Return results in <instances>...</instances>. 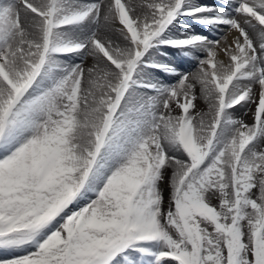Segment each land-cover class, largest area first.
<instances>
[{"label": "snow or ice", "instance_id": "6c2138e0", "mask_svg": "<svg viewBox=\"0 0 264 264\" xmlns=\"http://www.w3.org/2000/svg\"><path fill=\"white\" fill-rule=\"evenodd\" d=\"M260 144L264 0H0V264H264Z\"/></svg>", "mask_w": 264, "mask_h": 264}, {"label": "bare ground", "instance_id": "6f19581e", "mask_svg": "<svg viewBox=\"0 0 264 264\" xmlns=\"http://www.w3.org/2000/svg\"><path fill=\"white\" fill-rule=\"evenodd\" d=\"M122 2L129 4V3H138L139 0H122ZM203 2L208 3V4H216V5H222L223 4V0H203ZM183 22H187L189 24H193L192 21L185 19ZM224 30V29H223ZM223 30L221 33L219 34H223ZM196 31L200 32L202 34H207V29L204 28L203 26H198L196 27ZM224 32H227V30H224ZM218 33H211L210 34V38L211 36H218ZM100 35L102 37H106L109 39H113L115 42H119L118 38L116 35H114L112 32H101ZM229 35H231V33H229ZM169 59H172V57H169ZM92 63V60L89 59L86 61V63ZM181 71H195V64H188V63H184L183 67L181 68ZM163 78V77H162ZM171 82H175L174 80H172ZM197 107L198 109H200L201 111H207V105L204 103L203 100H198L197 101ZM245 113V109L240 108L239 106H236L235 111L233 113V118H237V119H243L245 123L251 124L253 123V119L251 114L249 113L248 115H244ZM258 150H264V144H260L258 145ZM166 196H167V192L165 194V208H166ZM166 263V262H165Z\"/></svg>", "mask_w": 264, "mask_h": 264}, {"label": "rangeland", "instance_id": "374dc122", "mask_svg": "<svg viewBox=\"0 0 264 264\" xmlns=\"http://www.w3.org/2000/svg\"><path fill=\"white\" fill-rule=\"evenodd\" d=\"M223 29H224V30H227L226 27H224ZM224 30H223V33H224ZM87 64H88V65H91V63H89V62H87ZM212 202H213V204H216V203H217L216 200H213ZM166 203H167V196H166ZM166 207H167V205H166ZM165 262H166L165 264H174V262L171 261L170 259H166Z\"/></svg>", "mask_w": 264, "mask_h": 264}]
</instances>
